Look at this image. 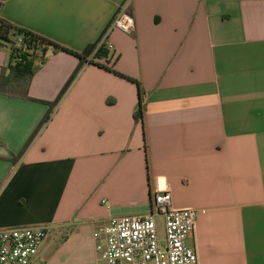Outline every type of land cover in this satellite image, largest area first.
I'll list each match as a JSON object with an SVG mask.
<instances>
[{"label": "crops", "instance_id": "obj_1", "mask_svg": "<svg viewBox=\"0 0 264 264\" xmlns=\"http://www.w3.org/2000/svg\"><path fill=\"white\" fill-rule=\"evenodd\" d=\"M123 6L136 28L112 31L114 68L145 123L136 84L86 66L14 164L49 108L0 95V229L52 225L35 264H98L94 232L169 191L199 212L197 264H264V0H0V18L81 53ZM48 56L30 96L53 102L79 61Z\"/></svg>", "mask_w": 264, "mask_h": 264}, {"label": "built area", "instance_id": "obj_2", "mask_svg": "<svg viewBox=\"0 0 264 264\" xmlns=\"http://www.w3.org/2000/svg\"><path fill=\"white\" fill-rule=\"evenodd\" d=\"M121 7L101 39L108 51V63L114 66L115 47L110 42L112 31L132 34L135 18ZM155 211L139 216L112 219L97 229L98 264H197L195 248L188 245L193 236L199 212L174 209L171 192L156 194ZM158 218L163 220L164 237L160 238ZM52 225L0 229V264H35Z\"/></svg>", "mask_w": 264, "mask_h": 264}, {"label": "trees", "instance_id": "obj_3", "mask_svg": "<svg viewBox=\"0 0 264 264\" xmlns=\"http://www.w3.org/2000/svg\"><path fill=\"white\" fill-rule=\"evenodd\" d=\"M0 47L10 48L9 64L2 69L0 76V95L12 99L41 103L49 108L22 151L11 159L14 164L24 157L31 145L51 121L54 112L86 66H97L136 84L139 89V102L134 113V119L137 124L145 123L147 100L144 89L137 80L117 72L114 66L110 67L107 65L108 51L101 44V40L88 46L83 52L78 53L49 38L17 27L0 18ZM50 51L52 55L67 53L77 58L79 63L57 99L53 102H46L32 98L30 96V86L35 75L49 60L48 53Z\"/></svg>", "mask_w": 264, "mask_h": 264}, {"label": "rangeland", "instance_id": "obj_4", "mask_svg": "<svg viewBox=\"0 0 264 264\" xmlns=\"http://www.w3.org/2000/svg\"><path fill=\"white\" fill-rule=\"evenodd\" d=\"M162 222H163V220H162L161 218L158 219V225L160 226V227H159L160 238H163Z\"/></svg>", "mask_w": 264, "mask_h": 264}]
</instances>
